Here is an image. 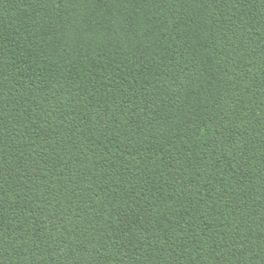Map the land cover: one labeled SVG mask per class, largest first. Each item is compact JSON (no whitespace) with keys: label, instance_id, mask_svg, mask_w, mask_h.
<instances>
[{"label":"trees","instance_id":"obj_1","mask_svg":"<svg viewBox=\"0 0 264 264\" xmlns=\"http://www.w3.org/2000/svg\"><path fill=\"white\" fill-rule=\"evenodd\" d=\"M0 264H264V0H0Z\"/></svg>","mask_w":264,"mask_h":264}]
</instances>
